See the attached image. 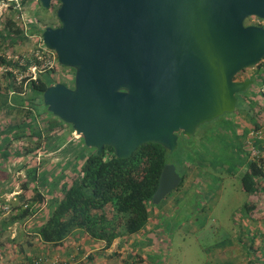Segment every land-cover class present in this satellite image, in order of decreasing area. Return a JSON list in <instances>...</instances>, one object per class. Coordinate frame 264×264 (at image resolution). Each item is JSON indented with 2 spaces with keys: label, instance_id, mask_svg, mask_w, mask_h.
I'll list each match as a JSON object with an SVG mask.
<instances>
[{
  "label": "water",
  "instance_id": "1",
  "mask_svg": "<svg viewBox=\"0 0 264 264\" xmlns=\"http://www.w3.org/2000/svg\"><path fill=\"white\" fill-rule=\"evenodd\" d=\"M50 8L53 0H39ZM59 26L42 38L75 70L74 85L43 93L48 111L72 125L85 145L120 158L159 143L173 153L180 134L234 112L252 79L242 70L264 59V0H58ZM182 182L164 165L153 203Z\"/></svg>",
  "mask_w": 264,
  "mask_h": 264
},
{
  "label": "trees",
  "instance_id": "2",
  "mask_svg": "<svg viewBox=\"0 0 264 264\" xmlns=\"http://www.w3.org/2000/svg\"><path fill=\"white\" fill-rule=\"evenodd\" d=\"M20 3L22 9L31 6L29 0H20ZM37 3L41 5L39 0ZM58 3V0H53L49 12H52ZM15 6L16 2L12 1L9 7L11 15L5 24L6 33L0 32V40L8 42L12 47L19 39H27L26 30L17 22L20 19L21 9ZM48 26L53 25H44L43 29L31 27L30 32L34 33L40 29L44 31ZM11 52L12 57L6 54L0 55V67L6 70L10 78L6 90L0 88V108L15 114L11 122L0 129V162L4 165L13 161L16 156L29 155L36 149L53 151L57 149L60 134L63 137L64 131L69 133L74 131L71 124L54 114L51 115L43 101L44 91L56 82L53 76L55 69L37 71L35 76L29 72L30 67L34 64L42 65L44 61L39 60L34 54L16 56V50L13 49ZM18 76L21 77L20 81H17ZM250 78L254 82L259 80L258 86H254L255 84L250 86V90L254 91L257 97L255 96L253 100V95H250L248 102V98L244 97L247 91L238 93L239 106L241 108L249 106L250 133L264 135V92L262 91L264 60L257 64V71ZM258 134L250 135L247 162L240 167L242 170L239 176L242 190L250 196L248 203L240 212L241 218L250 220L247 223L250 231H247L246 225L239 226V234L235 238L239 244L237 245L239 257L226 258L223 264H230V260L235 264H241L238 260L242 254L247 257L246 264H264V210L262 209L264 207V136ZM200 136L202 139V135ZM61 139L62 144L68 142ZM81 139L84 140L83 138L79 140ZM19 143L20 145H17ZM185 147H187L186 138L181 140L178 150L173 153L159 143H147L140 146L128 158L118 157L111 146H106L101 154L93 148L85 154L81 163L75 162L71 169H68L66 164L62 179H56L58 173H51L48 169V172H43L42 176L39 162L38 165L25 169L26 180L22 184L21 193L11 200L4 197L5 189L11 190L10 177L0 181V185H5V189H0V230L7 229L15 223L23 224L28 219H36L41 209L47 210V214L33 229L39 238L37 241L36 237L34 241H27V247L22 246L19 249L18 257H15L16 261L49 264V259H52L50 254H53L56 248L64 246L75 231H81L87 235L88 240L100 243L97 246L102 248L99 250L100 253L110 249L118 239L120 244L128 241L135 248V252L130 253L132 262L126 258L124 264H143L146 258L140 252L144 249L147 251L148 246H140V242L133 236L140 235L141 232L146 236L154 230L153 223L150 222V205L153 204L152 197L158 187L162 169L166 163L172 162L170 154H176L180 159L178 168L182 169L185 165L183 156L188 154ZM180 150L182 154H178ZM67 156L72 157L68 160L73 164L72 151H68L66 158ZM48 175L52 181L47 180ZM181 175L182 182L178 188L185 184L188 171H183ZM6 212L8 215H5ZM151 225L153 228H149ZM246 232L250 235L248 241L243 239V236L246 237ZM233 240L227 236L219 242V245L223 249L229 248L226 251L229 252ZM137 246L141 247L142 251ZM79 254L76 253L75 256L68 257V260L60 261H67V264H85L84 261L80 263L79 260H82L83 255L78 257ZM95 256L96 253L92 251L86 255V260L93 262ZM212 262L218 264L214 258Z\"/></svg>",
  "mask_w": 264,
  "mask_h": 264
},
{
  "label": "rangeland",
  "instance_id": "3",
  "mask_svg": "<svg viewBox=\"0 0 264 264\" xmlns=\"http://www.w3.org/2000/svg\"><path fill=\"white\" fill-rule=\"evenodd\" d=\"M29 2L31 6H25L21 10V17L17 21L26 30L27 39H19L13 47L8 42L0 40V55L6 54L8 57H12L13 49L17 51L16 56L27 53L34 54L37 47L42 45L43 30L31 33V27L43 29V26L47 24L59 26L60 21L57 17L59 3L52 12H49V8H44L42 4L37 3V0H29ZM10 15L9 7H3L1 2L0 32L3 34L6 33L5 24ZM246 22L248 24L253 22V24H264V20L256 17H250ZM5 71L3 67H0V88L3 91L6 90L10 80ZM256 71L257 65L246 68L241 76H247L250 79V76ZM53 76L56 82H62L68 86L74 85L75 70L71 67L59 63ZM20 80L21 77L18 76L17 81ZM253 84L258 86L259 80ZM262 91L264 92V86ZM243 92H246L244 97L248 98V102H250V95H253V100L255 96L257 97L256 93L250 90V86ZM239 101L234 112H227L212 121L201 124L194 136L190 139L186 138L187 147L185 149L188 154L183 156L185 165L182 169L178 168L180 159L176 157V154L169 155L177 169L182 174L187 170L188 176L185 184L171 192L161 203L150 205V222L152 221L154 227L152 233L143 236V232H141L140 235L133 236L140 242V246H148L147 251L144 249L143 252H140L146 258L143 264H215L212 262L213 258L218 264H223L226 258L231 259L240 254L237 246L239 244L235 239L239 234L238 228L242 224L247 226V231H250V226L247 224L250 220L240 216L241 210L250 199L249 193L246 194L242 190L239 180L242 170L240 167L244 162H247L250 135L258 133H250L249 106L241 108ZM243 109L245 110L243 111ZM14 116L15 114L10 110L0 108V129L11 122ZM60 135L57 149L53 151L43 150V148L36 149L23 157L16 156L14 158L12 156L14 160L7 162L6 165L0 162V181L8 179V177L11 180L9 184L11 190H6L5 185H0V189H5V199L11 200L21 193L22 184L26 180L25 169L28 167L32 168L40 162L39 168L42 176L43 172L47 173L49 170L51 173H58L56 179H62L66 164H68V169H71L75 162L81 163L85 154L93 150L85 145L84 140H79L80 136L76 132L64 131L63 137L62 134ZM200 135H202V139ZM258 135L264 136L261 133ZM61 138L68 142L62 144ZM68 151H72L74 156L73 164L71 160H68L72 158L71 156L66 158ZM182 153V150L178 152V154ZM24 165L26 167H23ZM47 180L52 181V178L48 175ZM262 209L264 210V207ZM46 214L47 210L43 208L38 218L28 219L23 224L15 223L7 229L0 230V264H13L16 261L15 257L19 255V249L22 246L27 247V241H34L35 237L37 241L39 237L35 235L33 229ZM5 215L8 213L6 212ZM153 227L149 226V228ZM246 233V237L243 236L244 241H248L250 238L249 232ZM227 236L234 239L229 252H226L229 248L223 249L219 245V242ZM122 243L120 247L117 246L120 245L118 242L114 243L115 251L107 261L109 264H124L126 258L132 262L130 253L135 252V248L130 246L129 250H123V248L126 249L129 242ZM137 248L142 251L141 247L137 246ZM75 255L72 252L67 258ZM246 261L247 257L242 254L238 262L246 264ZM229 262L230 264L234 263L232 260ZM80 263H83V260Z\"/></svg>",
  "mask_w": 264,
  "mask_h": 264
},
{
  "label": "crops",
  "instance_id": "4",
  "mask_svg": "<svg viewBox=\"0 0 264 264\" xmlns=\"http://www.w3.org/2000/svg\"><path fill=\"white\" fill-rule=\"evenodd\" d=\"M120 244V239L116 240V243ZM100 243H95L91 240H88L87 235L81 233V231H75L65 242V245L62 247L56 248V251H53L52 259L55 257H60L62 259H66L69 253L74 252L75 254L80 253L78 257H81L83 255L82 260L85 262V264H109L107 261L110 259V256L114 254L113 251H115L114 247L115 244L107 250H103L102 253L99 252L100 249L97 247ZM123 244V243H122ZM96 245V246H95ZM121 245V244H120ZM119 247V245H117ZM131 245L129 244L126 249L123 248V250H129V247ZM132 247V246H131ZM134 250V249H133ZM96 253L97 256H95V259L93 262L86 260V255L91 252ZM125 252V251H123ZM81 261V260H79Z\"/></svg>",
  "mask_w": 264,
  "mask_h": 264
},
{
  "label": "built area",
  "instance_id": "5",
  "mask_svg": "<svg viewBox=\"0 0 264 264\" xmlns=\"http://www.w3.org/2000/svg\"><path fill=\"white\" fill-rule=\"evenodd\" d=\"M14 1L16 2V8H20L22 10V5L20 3V0H2V5L3 7H9L11 5V2ZM22 13V11L20 12ZM21 17V15H19ZM34 55L39 59V60H43L44 63L42 65H32L31 72L36 76L37 71H44L48 68H56L57 66V54L51 50H49L45 45H39L38 48L35 50ZM61 258L60 257H55L54 259H49V264H67V261H60ZM68 260V259H67ZM13 264H32L31 262H20V261H16ZM35 264H39V263H35ZM44 264V263H41ZM47 264V263H46Z\"/></svg>",
  "mask_w": 264,
  "mask_h": 264
},
{
  "label": "clouds",
  "instance_id": "6",
  "mask_svg": "<svg viewBox=\"0 0 264 264\" xmlns=\"http://www.w3.org/2000/svg\"><path fill=\"white\" fill-rule=\"evenodd\" d=\"M1 2H2V1H1ZM1 2H0V3H1ZM9 7H10V6H9ZM251 17H254V16H251ZM257 18H258V17H257ZM259 19H260V18H259ZM246 20H247V19H246ZM261 20H262V19H261ZM246 24H248V23L246 22ZM251 24H253V23H251ZM256 25H264V24H256ZM42 44L45 45V43L43 42V38H42ZM45 46H46V45H45ZM46 47H47V46H46ZM47 48H48V47H47ZM48 49H49V48H48ZM49 50L55 52V51L52 50V49H49ZM55 53H56V52H55ZM56 54H57V53H56ZM57 60H58V62H57V66H56V68L54 67V68H51V69H55V70L58 69V65H59V63H60V62H59V59H58V55H57ZM263 60H264V59H263ZM263 60H262V61H263ZM255 66H256V65H255ZM30 68H31V67H30ZM29 70H30L29 72H31V69H29ZM242 71H243V70H242ZM242 71H241V72H242ZM239 73H240V72H239ZM239 73H238V74H239ZM237 76H238V75H237ZM237 76H236V77H237ZM248 79H249V77H248ZM250 79H251V78H250ZM252 80H253V79H252ZM253 83H254V82H253ZM253 83H252V84H253ZM250 86H251V85H250ZM73 132H75V131H73ZM80 138H81V137H80ZM61 259H62V258H61ZM66 259H68V258L66 257Z\"/></svg>",
  "mask_w": 264,
  "mask_h": 264
},
{
  "label": "flooded vegetation",
  "instance_id": "7",
  "mask_svg": "<svg viewBox=\"0 0 264 264\" xmlns=\"http://www.w3.org/2000/svg\"><path fill=\"white\" fill-rule=\"evenodd\" d=\"M236 79H238V80H240V81H243V80L248 79V77H247V76H241V74H239V75L236 77ZM194 135H195V134H194ZM194 135H192V136H194ZM184 138H186V137H184L182 134H180L179 144H180L181 140L184 139ZM189 139H190V138H189Z\"/></svg>",
  "mask_w": 264,
  "mask_h": 264
}]
</instances>
